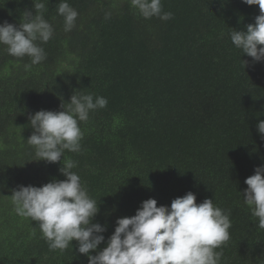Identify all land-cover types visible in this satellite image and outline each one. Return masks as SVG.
Masks as SVG:
<instances>
[{"label":"trees","instance_id":"trees-1","mask_svg":"<svg viewBox=\"0 0 264 264\" xmlns=\"http://www.w3.org/2000/svg\"><path fill=\"white\" fill-rule=\"evenodd\" d=\"M54 35L36 65L0 44V264H88L73 240L50 250L39 225L15 212L13 189L66 177L60 162L36 160L29 116L61 111L76 93L108 99L81 122L76 171L97 201L102 250L120 217L192 191L230 212L221 264H264V229L244 202L245 179L264 164V61L237 49L233 29L260 14L243 0H161L167 21L143 18L131 0H67L78 11L64 31L61 0H43ZM33 0H0V23L22 22ZM110 18L105 19V14ZM247 65L244 66V61Z\"/></svg>","mask_w":264,"mask_h":264},{"label":"clouds","instance_id":"clouds-1","mask_svg":"<svg viewBox=\"0 0 264 264\" xmlns=\"http://www.w3.org/2000/svg\"><path fill=\"white\" fill-rule=\"evenodd\" d=\"M247 5H259L260 14L246 30L233 29V45L252 58L253 63L264 61V0H243ZM145 19L158 17L167 21L172 12H164L161 0H131ZM33 10L23 11L22 22L0 23V44L9 55L29 57L32 65L47 58L43 44L54 35L52 24L45 19L47 11L43 0H33ZM57 14L64 19V31L76 26L78 11L67 0H61ZM110 13L105 14V19ZM244 61V60H243ZM244 61V66L247 65ZM108 99L92 93H76L61 111L39 110L29 116L32 134L27 139L35 149L36 160L60 162L59 171L66 177L52 179L42 186L20 185L12 190L11 200L17 215L38 223L50 250H66L72 241L78 243V252L88 257V264H221L222 246L230 239V212L205 198L196 202V195L188 191L176 197L171 205L157 206L155 198L141 202L132 216L120 217L106 246L92 255L91 251L105 241V226L93 223L99 211L97 201L89 194L80 175L73 171L78 162L64 159V153L81 150L83 131L81 122L89 114L107 107ZM258 132L264 138V120L259 121ZM248 186L243 193L251 214L258 218V227L264 229V164L255 168L245 179Z\"/></svg>","mask_w":264,"mask_h":264}]
</instances>
